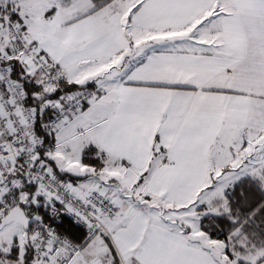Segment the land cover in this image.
<instances>
[{"label": "snow or ice", "instance_id": "snow-or-ice-1", "mask_svg": "<svg viewBox=\"0 0 264 264\" xmlns=\"http://www.w3.org/2000/svg\"><path fill=\"white\" fill-rule=\"evenodd\" d=\"M0 264H264V0H0Z\"/></svg>", "mask_w": 264, "mask_h": 264}]
</instances>
